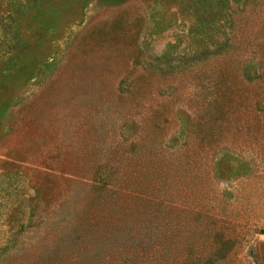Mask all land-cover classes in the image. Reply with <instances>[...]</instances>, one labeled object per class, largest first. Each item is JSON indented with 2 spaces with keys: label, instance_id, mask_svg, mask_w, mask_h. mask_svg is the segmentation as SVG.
<instances>
[{
  "label": "rangeland",
  "instance_id": "rangeland-1",
  "mask_svg": "<svg viewBox=\"0 0 264 264\" xmlns=\"http://www.w3.org/2000/svg\"><path fill=\"white\" fill-rule=\"evenodd\" d=\"M246 68L252 78L264 68V0H2L0 247L11 248L0 264H135L116 229L117 238H97L78 255L66 233L55 234L88 205L94 180L112 176V155L96 160L83 147L130 146L155 129L161 141L179 145L178 132L207 128L209 77L240 91L243 119L251 113L252 126H263L264 76L248 82ZM107 106L109 116L97 119ZM239 152L243 161L205 179L233 204L218 224L235 234L222 264H264V176H257L264 141ZM244 187L248 208L238 194ZM183 231L169 254L152 252L153 263L144 264L155 257L180 264L184 245L220 240L190 225Z\"/></svg>",
  "mask_w": 264,
  "mask_h": 264
},
{
  "label": "trees",
  "instance_id": "trees-1",
  "mask_svg": "<svg viewBox=\"0 0 264 264\" xmlns=\"http://www.w3.org/2000/svg\"><path fill=\"white\" fill-rule=\"evenodd\" d=\"M223 51L220 49L218 53ZM247 71L246 68L244 77L248 82L264 76V68L255 78L249 76ZM224 85L214 77H209L204 83L206 99L203 107L206 105L208 111L205 112L207 128L199 123L193 129L178 132L183 139L179 145L161 141L163 132L160 134V129H155V132L145 133L143 139L132 138L130 146L128 143L120 146L111 141L109 145L83 147L87 154L93 149L96 160L104 155H112V176L94 180L95 185L87 190L89 194L83 200L88 205L76 215L66 218L65 225L57 228L55 234L66 233L67 238L76 244L78 255L97 238L116 237V229L123 233L121 239L116 238L123 241L124 253L130 256L133 263L144 264L147 261L153 263L152 252L167 255L171 246L178 242V234H184V228L190 225L200 228L205 234L208 232L209 239L220 236V240L199 244L195 243L199 240H194L184 245L182 251L186 257L180 264H222L229 261L235 234L218 224H223L220 218L233 204L225 202L215 189L216 193L213 192L206 180L217 178L218 169L221 170L227 162L243 161L245 158L239 150L247 145L256 147L263 142L264 125L258 122L252 126L249 119L251 113L246 120L243 119L246 111L241 112L239 108H247L242 97H238L240 91L234 93ZM207 92L210 96H207ZM213 105H216L215 112L211 111ZM109 108L107 106L105 110L97 112V119H106L110 114ZM159 114L160 110L155 108V121L159 119ZM187 118L191 116L187 115ZM194 118L195 122L201 121L196 114ZM173 138L177 139V136ZM139 140H145V145L140 144ZM249 161L252 162V158ZM258 170L257 176L262 179L264 166ZM251 178L253 176L249 180ZM238 194L243 200L242 207L248 208L251 205V189L244 187ZM232 210L237 208L233 207ZM182 215L190 220L183 221ZM200 244L202 247L198 248ZM225 245H229L226 251ZM10 248V245L0 247V259Z\"/></svg>",
  "mask_w": 264,
  "mask_h": 264
}]
</instances>
